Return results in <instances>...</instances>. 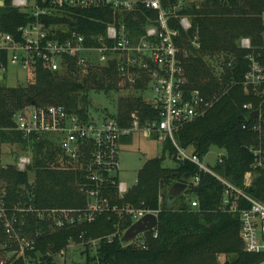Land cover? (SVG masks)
<instances>
[{
    "label": "trees",
    "instance_id": "16d2710c",
    "mask_svg": "<svg viewBox=\"0 0 264 264\" xmlns=\"http://www.w3.org/2000/svg\"><path fill=\"white\" fill-rule=\"evenodd\" d=\"M0 6V33L20 37L19 28L34 18L30 12L12 5V0H3ZM182 1V0H181ZM161 0L163 6L177 15L190 17L192 27L185 31L179 19H171L170 25L179 31L177 43L189 56L185 59L188 77L187 90H200L207 99H215L212 108L203 116L182 126L174 137L184 149H192L200 159L216 146L225 151L223 161L217 160L211 167L213 172L238 188L244 189L256 200L264 201V168L254 167V156L250 148L260 142L254 131L255 120L245 104L259 108L264 101L262 95L243 84L249 68L247 55L253 52L264 58V0ZM58 16H44L43 21L56 26L58 31L77 30L93 43L92 36L105 34L109 23L124 20L134 40L138 39L150 24L157 23L155 11L138 7L126 14L111 8H71L60 11ZM248 38L252 49L242 47L241 41ZM224 56L222 71L218 74L214 65L215 56ZM141 76L130 85L123 83L116 60L107 65H90L83 72L75 59H70L66 68L51 71L40 65L26 84L7 86L0 83V155L1 145L18 144L24 151L31 150L33 162L28 170H19L14 163L3 167L0 163V185L6 188V201L13 205L20 201L37 208H84L88 197L81 192V173L59 169L53 165L60 150L52 140L26 141L14 130L15 115L27 106L61 105L71 113L88 118L90 101L88 92L98 90L119 92L126 89L118 99V114H111L128 124L133 112L143 120L158 116V107L138 94L149 89L150 73L146 69L136 70ZM264 106V105H263ZM126 137L124 138L127 140ZM175 160L176 167L164 166L165 154ZM177 147L168 138L163 143V154L143 165L137 184L123 199H118L114 189L106 195L112 203L130 204L158 211V225L146 232L145 248L127 245L121 239L102 241L91 256L90 245L83 251L86 264H262L263 253L245 250L241 239V216L224 205L225 185L212 173L200 170L189 160L177 159ZM18 159V158H17ZM30 171L35 172V184L30 185ZM252 173L250 185L246 175ZM189 175L190 178L185 180ZM199 176L198 185L188 188L178 196L174 207L167 208L171 187L179 181L189 184L191 178ZM191 193L190 198L187 194ZM231 199V198H230ZM198 206L193 207L192 202ZM240 209L250 208L251 203L243 198L232 200ZM128 229L130 221H120L117 213H105L96 221L60 231H48L41 223L33 222L32 229L43 228V237L37 250L41 254H53L66 248L69 240L80 242V235L87 241L104 237L116 231L118 224ZM47 228V226H46ZM157 234V237L155 236ZM6 235L0 224V241ZM0 248V257L3 256ZM36 255V252H33ZM224 257V261L221 257ZM46 264H53V257L46 256Z\"/></svg>",
    "mask_w": 264,
    "mask_h": 264
},
{
    "label": "built area",
    "instance_id": "2783aa9c",
    "mask_svg": "<svg viewBox=\"0 0 264 264\" xmlns=\"http://www.w3.org/2000/svg\"><path fill=\"white\" fill-rule=\"evenodd\" d=\"M12 5L30 12L34 19L19 28L20 37L0 33L1 83L5 80L9 66L34 74L40 65L51 71H59L67 67L70 59H75L82 71L86 72L90 65H107L110 60H116L123 83L128 81L133 85L141 76L136 70H149V87L153 96L148 100L158 107V116L153 120H143L138 112H133L131 121L124 124L117 117H91L90 112L89 117L85 118L69 112L61 105H30L17 112L14 130L29 142L52 140L60 150L53 165L81 173L79 187L89 200L84 208H37L22 201L9 205L6 188L0 185V224L6 235V240L0 241L3 250L0 264H46L45 257L48 255L53 257V264H56L55 258L65 256L68 247L91 246L92 240L96 247L102 241L112 242L118 237L124 246L147 247L146 232L124 242L122 238L129 228L123 229L119 223L115 232L95 240L86 241L83 234L80 235V242L70 239L67 247L55 254L48 252L45 255L37 250L45 230L60 231L78 227L96 221L105 213H117L120 221H130L132 225L147 214L158 216L157 210L130 204L121 206L112 203L106 196L110 189H114L117 198L123 199L130 190L119 179V154L123 139L135 133L145 137L154 136L163 143L170 138L177 147V159L189 160L197 164L200 170L214 174L225 185L224 205L241 216L240 236L245 250L250 253L264 252V201L254 199L244 189L215 174L211 167L201 163L197 154L188 153L187 149L180 147L174 137L178 129L205 115L215 102L213 98H205L198 89L187 90L185 59L189 54L178 45L179 31L171 27L170 21L179 19L181 27L188 31L192 27L189 16L177 15L163 6L161 0H12ZM92 7L111 8L126 14L142 7L156 12L157 23L148 25L145 32L134 40L124 20L112 22L107 25L105 34L93 35V43H89L86 35L77 30L65 35L66 31H58L56 26H50L42 20L44 16H58L60 11L66 9ZM241 44L246 49H252L248 38L242 39ZM247 57L249 68L243 84L264 99V58H257L253 52ZM263 105L264 101L256 109L251 103L244 105L250 113L255 110L260 112L253 119V129L259 134L260 142L250 148L255 168H264ZM224 154L219 155V162L223 161ZM24 155L28 156L18 157L14 163L21 171L28 170L33 162L31 150ZM8 164L3 163L2 166L7 167ZM199 182L200 177L195 176L188 185L195 186ZM240 198L248 200L251 207L240 209L238 203L232 201ZM192 205L196 207L198 202L193 201ZM33 222L41 223L45 230L41 227L33 230Z\"/></svg>",
    "mask_w": 264,
    "mask_h": 264
},
{
    "label": "rangeland",
    "instance_id": "374dc122",
    "mask_svg": "<svg viewBox=\"0 0 264 264\" xmlns=\"http://www.w3.org/2000/svg\"><path fill=\"white\" fill-rule=\"evenodd\" d=\"M1 5L4 4L3 0H0ZM181 1V0H180ZM192 1H200V0H192ZM184 5V0H182L178 4V9L182 8ZM191 21V20H190ZM214 65H216V70L218 74L222 71L224 56L217 55L214 58ZM33 74L31 72L25 71L22 68L9 66L8 71L5 75V80L3 84L7 86H16L18 84H26L29 80H31ZM1 83V82H0ZM127 93L125 88H122L119 92H105L98 90H90L88 92V98L90 101V105L87 107L90 111L91 117L99 118L104 116H109V114H115L118 109V99L121 95ZM138 94L146 97V99H150L153 96V92L150 87L145 92H138ZM188 153L192 152V149H187ZM26 151L23 150V147L18 144H3L1 145V155H0V163H15L18 157L28 156L24 155ZM163 154V142L156 139V137H144L140 133H135L130 142L124 143L120 148V172L119 179L122 182H125L128 188H132L137 184L138 174L140 169H142L143 165L147 162V160L159 157ZM220 154H224V150L219 149L216 146L211 147L208 154H206L201 163L205 166L212 167L216 164L218 157ZM3 162V163H2ZM176 162L169 155L167 151L165 154L164 166L169 168L176 167ZM58 167V166H57ZM59 169H63L58 167ZM64 170V169H63ZM30 180L33 182L30 184L33 186L35 184V172L30 171ZM250 176L248 177V181L252 182ZM30 181V183H31ZM187 194V193H186ZM190 198H192V194H187ZM96 239V238H95ZM94 239V240H95ZM93 241V240H92ZM91 241V248L89 249V253L91 256H94L96 253V246ZM77 247H81L80 245H76ZM87 247L83 245L81 248L76 247H68L66 250L65 256H57L55 258L56 264H86L87 257L86 254L83 253ZM221 260L224 261V257H221ZM264 264V262L262 263Z\"/></svg>",
    "mask_w": 264,
    "mask_h": 264
},
{
    "label": "water",
    "instance_id": "95a60500",
    "mask_svg": "<svg viewBox=\"0 0 264 264\" xmlns=\"http://www.w3.org/2000/svg\"><path fill=\"white\" fill-rule=\"evenodd\" d=\"M2 79V77H1ZM35 105V103H33ZM259 110L252 111L250 118L255 119L259 116ZM190 178L189 175L185 177V180ZM188 188L186 181L176 182L170 189L168 195L162 194V198H167V208L172 209L179 195H181ZM158 225V216L155 214H147L141 220L135 222L124 234L122 240L124 242L134 239L138 234L151 231Z\"/></svg>",
    "mask_w": 264,
    "mask_h": 264
},
{
    "label": "crops",
    "instance_id": "0c3cea01",
    "mask_svg": "<svg viewBox=\"0 0 264 264\" xmlns=\"http://www.w3.org/2000/svg\"><path fill=\"white\" fill-rule=\"evenodd\" d=\"M1 2V1H0ZM1 4H2V2H1ZM1 4H0V6H1ZM146 98V97H145ZM148 99V98H147ZM117 114H118V109H117V112L114 114V115H116L117 116ZM109 115H111V114H109ZM134 135V134H133ZM133 135H131V136H129V138H127V140H125V139H123V141H122V145L124 144V143H127V142H130L131 140H132V138H133ZM145 137V136H144ZM154 137V136H153ZM157 139V138H156ZM121 145V146H122ZM225 152V151H224ZM251 177V178H253V175H252V173H248L247 175H246V181L248 182V184L250 185L251 184V182L250 181H248V177Z\"/></svg>",
    "mask_w": 264,
    "mask_h": 264
}]
</instances>
